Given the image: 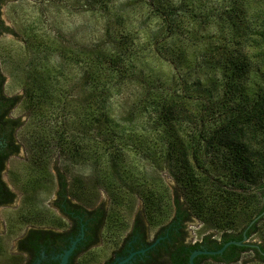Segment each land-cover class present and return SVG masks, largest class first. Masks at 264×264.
Masks as SVG:
<instances>
[{
    "label": "rangeland",
    "instance_id": "rangeland-1",
    "mask_svg": "<svg viewBox=\"0 0 264 264\" xmlns=\"http://www.w3.org/2000/svg\"><path fill=\"white\" fill-rule=\"evenodd\" d=\"M166 2L169 6L173 3L183 4L175 16L176 30L172 20L163 18L149 0H6L0 7L3 26L12 30L0 31L4 91L8 95H20V100L12 109L13 117L21 120L16 135L20 152L10 159V169L17 173L20 184H23L26 181L24 167L32 154V148L27 146L25 139L36 141L38 137V142H47L42 161L45 163L44 172L53 175L58 167L67 174L68 179L74 174L81 175L84 185L97 190L94 194L88 193V200L82 201L93 205L101 199L107 206V223H110L109 217L113 213L126 223L117 232L107 229L109 239L121 237L133 216L142 210L141 191L148 189L153 196L159 192L170 195L176 184L172 168L165 162L160 150L167 138H157L154 133L148 132L154 128V111L148 109L153 95L177 93L183 96L179 98L183 110L193 113L194 118L202 110L200 99L207 95L203 89L211 88L209 83L213 77H216L213 81L220 84L218 67L221 54L233 53L237 48L236 52L243 59L253 63L258 71L264 70V23L259 10L263 2L245 0L246 4L241 8L243 17L235 18L241 26L236 35L228 32L225 15L234 13V10L225 0ZM191 12L193 14L189 15ZM111 49L115 53L116 66L113 68L118 70L108 71L102 76L105 85H99V88L106 98L101 103L109 110V119L118 116L119 120L133 105L132 120L125 123V136L120 141L115 136H111L114 137L111 141H102L105 138L104 130L98 135L92 127L81 146L87 144V139L90 138L92 142L95 137L98 138V145H86L87 148L81 150V156L72 161L67 154L68 144L65 141L67 135L79 130L77 113L82 116L80 110L86 104L84 95L88 89H83L82 72L91 66L93 52L104 53ZM44 68L50 71L51 84L60 87L58 92L64 101H58L54 90L51 101L45 102L39 109L28 103L25 86L34 78H29L27 74L43 71ZM206 74L211 76L207 77ZM172 77L184 80L186 89L172 82ZM196 77L201 83L198 84ZM218 95L217 90L214 96ZM142 106L148 108L142 110ZM101 110L94 112V121ZM72 119L77 120L72 124ZM182 119V123L174 124L173 135L177 134L187 142L190 134L195 133L201 124L197 122L199 125L194 127L188 117L183 116ZM131 134L134 139L143 141V149L139 152L135 151L134 145H126ZM55 137L59 143H56ZM145 151L156 155L146 154ZM113 153H118L117 166L123 181L114 177L117 184L114 185L115 192L111 194L100 184L91 185L93 176L89 170V160L96 157L97 172L110 174L113 167L110 157ZM54 185H51L43 201L52 198ZM35 187L38 185L35 184ZM169 215H172V209ZM149 228L153 231L157 226L149 224ZM188 229L194 237L210 231L196 218ZM262 239L258 233L249 242ZM111 243L106 247H110ZM250 256L251 252L243 254V257ZM204 264L216 263L207 259Z\"/></svg>",
    "mask_w": 264,
    "mask_h": 264
},
{
    "label": "trees",
    "instance_id": "trees-1",
    "mask_svg": "<svg viewBox=\"0 0 264 264\" xmlns=\"http://www.w3.org/2000/svg\"><path fill=\"white\" fill-rule=\"evenodd\" d=\"M5 1L0 0V7ZM225 1L234 10V13L225 15L229 26L228 32L236 35L241 26L235 18L243 17L241 8L246 2L245 0ZM258 1L263 2L259 10L264 23V0ZM149 3L163 18L171 19L173 26L176 22L177 10L183 7V4L168 2L171 5L169 6L166 0H149ZM174 27L176 30L177 25ZM2 29L12 32L8 27L3 26L0 19V31ZM236 51L237 48L233 53L220 55L222 58L218 67L220 84L217 85L213 81L216 77L212 76V81L209 83L211 88H204L207 95L200 99L202 110L194 118L193 113L183 110L184 106L179 99L183 96L177 93L155 94L149 108L141 107L142 110L152 108L154 111V125H152L154 128L148 132L154 133L157 138L160 136L167 138V142L160 146V150L163 159L170 169L172 168L171 172L176 184L170 195L159 192L153 196L148 189L141 191L143 192L141 193L142 210L138 212V215L148 226L156 225L158 233L169 232L173 240L172 246L177 251L172 255H178L181 260L179 263H187L192 250L219 249L226 241L241 240L245 232L247 238L251 239L260 233L263 239L252 242L250 245L230 244L219 254L197 255L194 257V263L200 264L210 259L216 264H264V70L258 71V67L249 60L243 59ZM93 56L90 60L91 66L86 67L81 75L83 89H88V93L84 95L86 104L82 105L80 110L82 116L77 113L80 128L77 133L67 135L65 141V144H68L67 154L72 161L81 156V150L84 151L87 148L86 145L92 144L93 147L94 144L98 145V138L95 137L92 142L90 138V140L87 139V144L81 146L92 127L97 130L98 135H101V130H104L105 138L102 141L105 139L107 142L111 141L114 139L111 136H115L120 141L125 136V123L133 117L134 113L133 105H131L126 115L121 118L122 120H119L118 116L117 118L112 116L113 119H109L110 112L101 103L106 98V94L102 93L99 85H105L102 78L105 73L118 70L113 68L116 66L114 49L104 53L93 52ZM205 66L208 65L205 63ZM27 75L29 78L34 76L31 83L25 86L27 101L31 107L40 109L45 102H50L54 90L58 101L60 103L64 101L58 92L60 87L51 84V75L47 68ZM209 76L211 75L208 74L207 77ZM172 78V82L175 81L179 87L183 86V89H186L184 80L178 77ZM4 80L5 76L0 66V87ZM199 83L201 80L198 81ZM212 89L218 90L220 96L215 97V91ZM9 99L7 108L15 106L20 100V95H12ZM102 108L104 110H101ZM98 110L101 111L94 121L92 117ZM182 112H186L183 116L188 117L194 127L197 122L201 124L195 133L190 134L187 142L179 138L177 134L173 135L174 124L182 123ZM75 120L77 119H72V124ZM11 121L9 136L10 142L12 144L15 142L12 145V151L16 152L20 148L16 135L21 126V120L19 117H14ZM32 137L35 136L32 135ZM25 140L27 146L32 148V154L24 167L26 171V181L22 182L24 185L44 186L45 194L50 191L49 187L52 184L70 185L69 189H64V192L71 194L77 200H88V193L94 194L97 191L95 188L84 185L81 175L74 174L71 179H68L67 174L58 167L55 168L53 175L44 172L45 163L42 161L47 142H38V137L36 141ZM128 140L126 145L128 143L129 146L134 145L136 152L143 149L142 139L136 140L131 134ZM57 142L59 143L56 138ZM146 154L156 155L154 152H146ZM152 155L147 156L152 159ZM110 158L111 167L113 166L110 174L103 170L101 173L97 172L96 157H91L89 160L91 164L89 170L93 176L91 185L94 187L100 184L112 194L115 192L114 185L117 184L114 177L121 179V182L123 177L117 166L118 153H113ZM13 174L17 183L20 184L17 173L14 171ZM166 217L169 218L165 222ZM195 218L210 229L201 234L204 241L195 244L179 241V233H176L175 228L183 227V221ZM109 221L107 229H111L112 232H117L126 225L114 213L109 217ZM173 232H175L174 235ZM200 244L204 247H199ZM246 252H251V256L243 257Z\"/></svg>",
    "mask_w": 264,
    "mask_h": 264
},
{
    "label": "flooded vegetation",
    "instance_id": "flooded-vegetation-1",
    "mask_svg": "<svg viewBox=\"0 0 264 264\" xmlns=\"http://www.w3.org/2000/svg\"><path fill=\"white\" fill-rule=\"evenodd\" d=\"M10 96L4 91L3 82L0 87L1 264H188L179 263L178 255H172L176 250L169 232L151 231L138 213L121 237L109 239L105 201L100 199L89 205L64 192L70 185L55 184L52 198L45 202L44 186L17 183L8 164L20 152V148L13 152L15 142H10L9 125L14 118V106L7 108ZM192 222L194 219L183 221V227L175 228L178 240L185 244L202 243L203 235L194 237L189 232ZM243 237L239 241L252 243L250 238ZM111 241V246L106 247Z\"/></svg>",
    "mask_w": 264,
    "mask_h": 264
},
{
    "label": "water",
    "instance_id": "water-1",
    "mask_svg": "<svg viewBox=\"0 0 264 264\" xmlns=\"http://www.w3.org/2000/svg\"><path fill=\"white\" fill-rule=\"evenodd\" d=\"M243 238H246V235L245 234H244V237ZM229 244L241 245V244H244V243H242V241H238V240H230V241L225 242L219 249H216V250H209V249H195V250H192L191 253H190V255H189V258H188V264H195L194 263V257H196L197 255H201V254H207V255L219 254ZM68 251H71V249L68 250Z\"/></svg>",
    "mask_w": 264,
    "mask_h": 264
}]
</instances>
